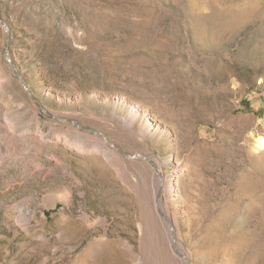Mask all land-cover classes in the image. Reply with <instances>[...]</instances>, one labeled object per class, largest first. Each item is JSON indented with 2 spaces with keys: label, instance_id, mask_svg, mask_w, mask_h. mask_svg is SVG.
Segmentation results:
<instances>
[{
  "label": "rangeland",
  "instance_id": "obj_1",
  "mask_svg": "<svg viewBox=\"0 0 264 264\" xmlns=\"http://www.w3.org/2000/svg\"><path fill=\"white\" fill-rule=\"evenodd\" d=\"M260 135L264 0L0 1V264H171L155 174L195 264H264Z\"/></svg>",
  "mask_w": 264,
  "mask_h": 264
},
{
  "label": "bare ground",
  "instance_id": "obj_2",
  "mask_svg": "<svg viewBox=\"0 0 264 264\" xmlns=\"http://www.w3.org/2000/svg\"><path fill=\"white\" fill-rule=\"evenodd\" d=\"M4 86H5V88H8V84H4ZM145 115H147L146 113H145ZM145 125H147V124H145ZM149 126V125H148ZM147 126V127H148ZM101 135V134H100ZM70 137V136H69ZM103 137H104V142H103V144H104V146L107 148V147H110V143H111V141L110 140H108V138L106 139V136L105 135H103ZM72 138V137H71ZM71 139L70 138H67V136L66 137H64L63 138V141L66 143V144H68L69 142H71L70 141ZM105 140H106V142H105ZM109 143V144H108ZM74 145H76L79 149H85V147L84 146H82L81 144H74ZM81 145V146H80ZM256 147L257 148H259V149H264V135H260V136H258L257 138H256ZM111 149V148H110ZM103 150V149H102ZM102 150H100V151H102ZM114 153H115V155L118 157L119 156V154H120V156H121V153L119 152V150L117 149V147H115L114 148ZM127 155V154H126ZM119 156V157H120ZM130 156L129 155H127V158H129ZM120 158H122V157H120ZM135 158H137V159H139L138 158V156H135ZM132 159H134V157H132ZM131 159V160H132ZM135 160V159H134ZM156 165V164H155ZM120 175L124 178V179H126V180H128V183H130L132 186H134V187H136L137 185H138V182L135 180V179H133L132 178V176H131V174H130V172H129V169H128V167H126V166H124V165H122V166H120ZM141 175V174H140ZM131 177V178H130ZM154 179H153V183H152V186H153V197H154V199H155V201H154V209H155V211L157 212L158 211V213L160 212V213H162L163 215H164V220H163V217L161 218L162 220H163V222H164V224H166V226H167V228H168V231H169V234H170V244H169V246H170V250H171V261H172V263L171 264H195L193 261H192V259H191V257L189 256V255H187L186 253H184L183 252V250L181 249V245H180V243H179V241H178V239H176V232H175V226L172 224V221H171V219L166 215V213H165V209H164V207H163V203H162V201H161V198H159L158 197V193H159V186H160V184L162 183V178H161V176L159 175V174H155L154 175ZM166 183H167V180H166V178L163 180V184L164 185H166ZM156 204V205H155ZM145 205V204H144ZM143 209H144V213H146V215H147V210H146V205L143 207ZM157 213V214H158ZM144 215V214H143ZM161 217V216H160ZM147 219H148V216H147ZM152 219V218H151ZM149 221V220H148ZM143 224V223H142ZM147 224V223H146ZM144 226V228L142 229V231L145 233V235L147 234V232H149V229L150 230H152V228H150L151 226L150 225H143ZM172 226H174V229H172ZM175 237V241H174V238ZM147 239V238H146ZM145 241V240H144ZM164 248V247H163ZM150 254V253H149ZM153 255V254H152ZM142 260V259H141ZM190 260L192 261V263L190 262ZM143 261V260H142ZM142 264V263H141ZM145 264H146V262H145Z\"/></svg>",
  "mask_w": 264,
  "mask_h": 264
},
{
  "label": "water",
  "instance_id": "obj_3",
  "mask_svg": "<svg viewBox=\"0 0 264 264\" xmlns=\"http://www.w3.org/2000/svg\"><path fill=\"white\" fill-rule=\"evenodd\" d=\"M2 23L4 24L5 28H7V30H9L8 27H7V25H6V23L4 21H2ZM29 93H31V92H29ZM78 127H80V126L78 125Z\"/></svg>",
  "mask_w": 264,
  "mask_h": 264
}]
</instances>
